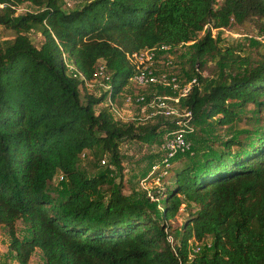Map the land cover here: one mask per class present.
Listing matches in <instances>:
<instances>
[{
    "label": "trees",
    "instance_id": "16d2710c",
    "mask_svg": "<svg viewBox=\"0 0 264 264\" xmlns=\"http://www.w3.org/2000/svg\"><path fill=\"white\" fill-rule=\"evenodd\" d=\"M25 4L37 10L20 14ZM252 17L264 18V0H87L71 8L61 0H0V26L16 34L0 44V228L10 233L17 264H264V122L226 139L194 142L202 117L232 130L250 104L264 117V53L256 59L233 47L223 53L214 35ZM33 30L44 38L40 46L30 38ZM200 32L192 53L199 83L208 55L255 66L208 92L195 85L183 101L193 111L192 151L178 155L181 166L173 160L158 220L157 210L124 193V182L113 186L108 171L86 176L82 154L108 155L124 170L122 144L141 136L133 124H118L104 102H116L130 85L128 54L160 43L188 44ZM66 58L87 80L104 62L111 88L101 97L89 93ZM165 125L151 126L154 140ZM161 169L143 180L151 183ZM59 175L70 187L61 200L50 189ZM186 202L197 208L173 246L170 222ZM19 220L31 237L18 235ZM208 237L214 252L191 257L192 241ZM37 249L45 262H32Z\"/></svg>",
    "mask_w": 264,
    "mask_h": 264
},
{
    "label": "rangeland",
    "instance_id": "374dc122",
    "mask_svg": "<svg viewBox=\"0 0 264 264\" xmlns=\"http://www.w3.org/2000/svg\"><path fill=\"white\" fill-rule=\"evenodd\" d=\"M87 0H61V4L65 7H75L84 4ZM217 5H221L224 0H215ZM37 10L30 4L23 5L19 13L23 14L27 11ZM205 32V31H204ZM204 32L196 33L193 35V40L188 44H182L167 54H162L156 64L155 70L157 73L168 72L180 76L182 82H188L196 73L192 64V53L195 48L197 40H199ZM30 38L35 45L40 46L44 40L43 36L38 30H33L29 33ZM215 38L222 47L223 53L227 47L235 48V54L242 56H251L256 59L260 54L264 53V18L252 17L242 25L233 24L228 28L215 29ZM16 34L0 26V44L6 46L10 44ZM220 55H208L201 68L198 69L199 74L202 76L200 82V89L202 92H208L210 88L218 83H224L225 79L246 75L251 71L255 62L252 60L242 59L239 61L222 62ZM172 61L168 64V61ZM66 63H71L69 58H66ZM101 64V61L98 65ZM105 78H98L88 87V92L96 96H102L108 85L111 83V75L107 72ZM109 77L110 79H107ZM141 91L142 93H158L169 94L170 90L162 88L160 85L152 86V88H138L136 85L130 84L123 94L118 98L117 104L124 110L128 116V121H117L121 126H129L133 124L136 132L140 134L141 138L131 140L122 144V163L124 170L119 171L118 167L112 162L108 156L96 157L90 151H85L82 154L80 169L86 176H92L103 170L108 171L110 176V183L117 187L121 182H124V193L127 196L134 197L144 201L146 206L151 209L157 210L156 217L158 220L162 219L163 206L166 203L165 190L169 188L170 176L163 179L161 175L157 174L151 183L142 185L143 179L155 176L154 170L156 167L161 168L163 159V136L162 130L159 137L154 140L152 133H149L151 126L166 121L167 124L171 123V119H165L162 116H149L151 112L145 106L129 105L125 101L127 95H133ZM106 102H104L105 104ZM104 104L97 106V110H101ZM185 109L184 106H179ZM153 112V111H152ZM239 113L243 116V121L238 123L239 128L234 130L227 126L221 127L211 125V120L202 117L201 121H197L196 133L194 135V142H201V138H219L226 139L229 136H236L241 130H250L259 127L261 121L264 122V117L260 119V114L256 110V106L248 105L245 110H240ZM114 119V118H113ZM234 132V133H233ZM139 136V135H138ZM189 150V149H188ZM187 150V151H188ZM192 151L190 149L188 152ZM182 152L181 154H183ZM180 154V155H181ZM107 160V164L102 162L103 159ZM179 158V159H178ZM101 159V161H100ZM175 167L183 165L182 157H175ZM152 175V176H151ZM169 178V179H168ZM50 189L58 197L59 200L64 198L70 191V187L65 178L61 175L57 176L51 183ZM196 206L186 202L180 211L177 219L171 221L172 227L168 230L173 242V246L179 243L182 235V227L185 218L189 215L190 210H196ZM18 235L21 238L31 237L32 231L25 222L19 220L17 223ZM11 237L6 227L0 228V264H11L10 245ZM191 252L196 255L198 253L212 254L214 252V239L212 237L206 238L203 242H192ZM45 262L43 252L37 249L32 257V262Z\"/></svg>",
    "mask_w": 264,
    "mask_h": 264
},
{
    "label": "built area",
    "instance_id": "2783aa9c",
    "mask_svg": "<svg viewBox=\"0 0 264 264\" xmlns=\"http://www.w3.org/2000/svg\"><path fill=\"white\" fill-rule=\"evenodd\" d=\"M171 44L160 43L154 47L146 48L140 51H136L128 54L127 58L131 63L134 73L130 79V84L136 85L138 88H152V86L160 85L164 89L170 90L169 94L158 93H142L139 91L133 95H127L125 101L129 105L145 106L151 112L149 116H162L165 119H171L172 122L165 125L163 128V159L161 162V172L159 174L162 178L169 175V170L173 166V160L182 152L185 153L190 149V141L187 135L193 130L194 124L192 123L193 111L181 109L183 101L191 94L193 87L199 85L198 78L194 76L188 82H182L179 75L174 73L162 72L157 73L155 70V64L158 58L162 54H167L178 48ZM172 61H168L171 64ZM69 71L76 77L85 82L87 88L98 78H105L107 69L105 63L101 61V64H97L94 79L87 80L81 72H79L72 63H67ZM107 79H110L107 77ZM111 88V83L108 85V89ZM117 101L108 99L106 106L109 108V112L115 121H128V116L124 110H122ZM153 111V112H152ZM105 164V160L102 161ZM158 167L155 168L156 173ZM158 174V175H159ZM152 176V175H151ZM145 185L146 181L141 182ZM147 184V183H146ZM169 240L172 242V238L169 235ZM194 242V241H192ZM192 244V243H191ZM191 250V249H190ZM191 257L195 256L190 251Z\"/></svg>",
    "mask_w": 264,
    "mask_h": 264
},
{
    "label": "crops",
    "instance_id": "0c3cea01",
    "mask_svg": "<svg viewBox=\"0 0 264 264\" xmlns=\"http://www.w3.org/2000/svg\"><path fill=\"white\" fill-rule=\"evenodd\" d=\"M9 245H10V243H9ZM9 251H10L9 253H11V255L9 254V256L12 258L11 259V264H17L18 261H17V258H16V254L12 250H9Z\"/></svg>",
    "mask_w": 264,
    "mask_h": 264
}]
</instances>
